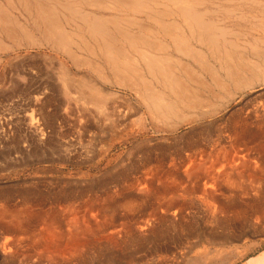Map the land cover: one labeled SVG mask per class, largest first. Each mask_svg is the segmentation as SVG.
Here are the masks:
<instances>
[{
    "label": "bare ground",
    "instance_id": "bare-ground-1",
    "mask_svg": "<svg viewBox=\"0 0 264 264\" xmlns=\"http://www.w3.org/2000/svg\"><path fill=\"white\" fill-rule=\"evenodd\" d=\"M42 44L65 58L58 80L78 109L79 142L108 135L126 145L144 141L148 132H190L173 149L135 146L130 163L119 157L122 169L105 187V180L98 183V195L79 199V192L70 197L64 190L42 207L40 198L15 204L2 197L0 236L12 237L0 242V253L10 264L28 256L17 250L28 233L32 242L45 239L48 259L39 262V254L38 264L92 263L93 251L104 258L97 264H120L118 253L166 239L170 230L215 245L230 241L235 225L251 221L264 231V107L255 125L249 111L232 120L226 134L201 133L205 121L264 82V0H0V54ZM100 153L96 158L107 167L117 161ZM69 198L95 214L74 208L68 219L57 209ZM200 221L212 225L210 234L199 230ZM63 222L68 235L53 231ZM249 249L201 248L184 264H235ZM243 264H264V251Z\"/></svg>",
    "mask_w": 264,
    "mask_h": 264
},
{
    "label": "rangeland",
    "instance_id": "rangeland-1",
    "mask_svg": "<svg viewBox=\"0 0 264 264\" xmlns=\"http://www.w3.org/2000/svg\"><path fill=\"white\" fill-rule=\"evenodd\" d=\"M14 12V14L20 13V11ZM20 19L22 20V18ZM46 47L47 45L45 44L40 46L20 47L18 50H12L8 54H0V154H3L0 158V199L3 197L6 201H8V203L12 202L15 204H21V202L25 201V199L28 201L32 200L31 202L34 200L39 201L41 199L42 207L44 205L48 206V201L50 200L49 202H52V198L56 194L61 195L60 193L64 190L69 192L67 195L70 197H72L75 192H79V199L89 198L92 194L98 195L100 192V186L98 183L105 180V183H103L105 187L109 183V176L122 169H118V167H116V163H120V159L123 161L124 166H127L130 163V160H128V153L133 150L135 146H139L140 148L161 147V149H173L177 146L175 143L183 139V136H185L186 133L190 132L189 130L182 128L175 135L177 137H172L164 133L158 134L148 132V134H146V139H143L144 141H142L141 138H137L130 141L132 144L128 142L126 145L121 143L115 145L114 142L113 144L109 140L108 135L98 137L99 140L97 139L95 141L96 143L93 142L90 145L86 143V135L85 142L84 140L79 142L78 137L75 136L76 132L79 130L77 121L79 120L78 109L75 108L74 99L72 97L71 100H66L64 98L58 80L61 72L59 59L64 60L65 58L60 55L55 56L53 50L51 52L49 46L48 48ZM78 71L82 73L85 70ZM78 71L72 68L73 73H77ZM85 72L88 71L86 70ZM88 74H90V72ZM255 89L250 93H246V95L232 101L227 109L223 108L220 110V113L217 114L218 116L216 115L212 120L208 119L205 121L202 125L201 133L203 132L208 138H214L217 132L226 134L232 120H236L239 116L247 117L249 111L250 115L247 120L255 125V122H257L262 116L260 113L262 110L261 107H264V82L257 84ZM68 101H70V104ZM258 107L259 109H257ZM253 109H257L255 110L256 112L253 111ZM62 133L63 135H61ZM65 134L66 137L64 136ZM101 142L103 143L101 144ZM64 147L67 149L71 148L70 151L73 154H69V156L73 159H68V156H66L68 153L64 151ZM15 148L20 149L21 151L19 152L21 153L19 154L18 152H15ZM12 151L13 153L10 154ZM100 151L102 154L108 151V155L113 158H117V161L113 165L107 167L106 162L100 160L99 156L96 158V155ZM4 153L8 154L4 155ZM119 157L120 159L118 160ZM138 157L139 155L137 154L134 157V160H137ZM109 186L111 187V185ZM87 188L88 190H86ZM25 190L32 191H29V198L24 194ZM4 195H7L8 199L6 198L7 196L4 197ZM21 197H24L25 199L23 198L22 200ZM67 200L70 201L71 198L65 199L63 203L60 202L57 210H64L63 212L66 216H68V219L72 218L71 211H74V208H76V212L81 215L88 214V216H92L95 214L92 213L94 211H90L87 207L82 208L79 206L78 208V200L76 202V200L74 201V199H72V201H70L71 203ZM3 201L5 200L3 199ZM68 209L69 211H67ZM193 211L195 213H202L199 210ZM250 223L251 221L246 223L247 226L244 225L243 227L235 225L236 228L234 230L228 231L229 233L231 232L230 235H232L230 237V241L223 240L220 244L218 243L216 245L205 242V239L198 241L196 239V235H190L192 232H188L187 230L182 231L183 233L177 232L180 234L179 236L176 235V232L170 230L171 233L169 235L172 236L166 239L160 238L156 240H147L143 245H141V247H139L140 249L135 248V245H133V247L130 246L131 250L129 248V250H123L118 253L119 263L184 264L185 259L190 257L194 258V252L201 250V248H215L221 251L224 250L225 252H231L235 249L243 250L244 248L251 246L252 249H249L244 259L235 262V264H243L249 258L264 251L263 227H256ZM61 225L59 226L60 228L58 227L53 231H56V233H60L59 231H61V233L68 235L69 228H67L64 222L63 224L61 223ZM209 225L210 224L207 225V222L205 221H200L199 227H202L203 229L199 230L210 234V232H212L210 230L212 225ZM216 230L218 232L221 231L220 229ZM173 234H175L176 237ZM2 235L4 237L0 236V240L3 238L0 242L12 237L8 234H6V237L5 234ZM29 235V233L26 235V237H29V240L28 237L26 238L24 236L25 240H27H20L21 243L17 246V250L20 247L18 251L20 253L22 252L21 254L25 252L24 255L28 256L25 259H23V257L16 258L14 264H38L39 262H44V260L48 259L45 254H42L44 253V237H42L44 241L40 238L42 241L39 240L37 242H32L33 239L31 240ZM184 235H186V237H184ZM24 237L21 239H24ZM66 238L68 237L66 236ZM66 242V240L63 241L64 244ZM63 246L61 248H63ZM153 246L155 251L151 253ZM29 249L34 252H31ZM39 254H41L40 257L38 256ZM89 254L88 258L93 260L94 263L92 262L87 264H97V262H102L104 260L102 256V258L97 257L96 254H94V251ZM37 256L40 260L41 257H45L46 259L44 258L38 262ZM193 261L195 260L193 259ZM0 264H10V261H7L5 256L1 253Z\"/></svg>",
    "mask_w": 264,
    "mask_h": 264
}]
</instances>
